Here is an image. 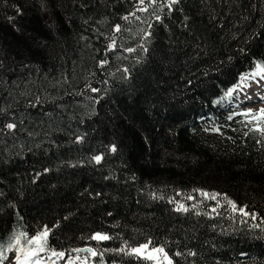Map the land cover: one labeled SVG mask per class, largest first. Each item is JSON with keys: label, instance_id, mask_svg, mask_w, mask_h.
<instances>
[{"label": "trees", "instance_id": "trees-1", "mask_svg": "<svg viewBox=\"0 0 264 264\" xmlns=\"http://www.w3.org/2000/svg\"><path fill=\"white\" fill-rule=\"evenodd\" d=\"M257 65L264 0H0V261L264 264Z\"/></svg>", "mask_w": 264, "mask_h": 264}, {"label": "rangeland", "instance_id": "rangeland-1", "mask_svg": "<svg viewBox=\"0 0 264 264\" xmlns=\"http://www.w3.org/2000/svg\"><path fill=\"white\" fill-rule=\"evenodd\" d=\"M257 71H254V73ZM253 73H245L242 77H249V79L245 82L248 87L239 88L237 87L238 82L235 86L231 87V89H236L232 92L231 97L233 96L232 103L237 109H239L243 114L246 113L252 117L257 116L259 114V110L264 108V74L261 73L260 76H252ZM241 77V79H242ZM230 89V90H231ZM264 122V119H260ZM264 124V123H263ZM32 250V249H31ZM30 250H14L10 257L4 261H0V264H36V261L43 258L42 255L38 252L36 257H32L30 259H25V255ZM48 252V251H45ZM50 253V258L47 264H90L88 262V257L86 255H72L62 257L59 255H53ZM61 253V252H60ZM59 254V253H57ZM143 256L152 255L156 257L154 262L160 263L162 260L161 257L157 256L153 251L145 250L141 254ZM17 257H19V262L17 261ZM164 261V259H163Z\"/></svg>", "mask_w": 264, "mask_h": 264}, {"label": "snow or ice", "instance_id": "snow-or-ice-1", "mask_svg": "<svg viewBox=\"0 0 264 264\" xmlns=\"http://www.w3.org/2000/svg\"><path fill=\"white\" fill-rule=\"evenodd\" d=\"M173 3H176L178 2V0H172ZM141 3H143V0H141ZM117 30H119V28H117ZM261 73H264V67H261L260 65H257V72L253 73L252 76H260ZM249 79V77L245 76V77H242L241 79V82L240 84L237 86L239 88H243V87H248L249 85H247L245 82ZM236 89H231L229 90L226 95L227 96H231L232 95V92L235 91ZM254 119H264V108L260 109L259 110V114L257 116H254L253 117ZM7 127L9 129H12L15 127L14 124H8ZM262 134H264V128H259L258 129ZM113 151H115V148L112 149ZM94 159L99 162L101 157L100 156H96L94 157ZM47 237H48V230L45 229L43 232L37 234L36 236L34 237H31L28 239V243L30 245L34 244L36 245V248L30 250L26 255H25V259H30L32 257H36L38 255V252H43V251H46V245H47ZM94 239L96 240H107L109 239V237L107 236H104V235H100V234H97L95 237H93ZM16 243L18 244L19 243V239H17ZM148 246L147 245H144L142 248H137V249H132V252L133 253H136V254H142L144 249H146ZM153 252H157V253H163V248H157V249H153L152 250ZM53 255H59V256H63L64 254L63 253H55L53 251L52 253ZM93 255H95V253H93ZM6 258V257H4ZM147 259H155L156 257L152 256V255H148L146 257ZM165 259H168L167 258V255L165 254ZM17 261L19 262V257H17ZM36 264H40V261L37 260L36 261ZM168 264H172L171 260H168Z\"/></svg>", "mask_w": 264, "mask_h": 264}, {"label": "bare ground", "instance_id": "bare-ground-1", "mask_svg": "<svg viewBox=\"0 0 264 264\" xmlns=\"http://www.w3.org/2000/svg\"><path fill=\"white\" fill-rule=\"evenodd\" d=\"M240 84V83H239ZM238 84V85H239ZM40 253V255H42L43 256V258L41 259V261H40V264H47L48 263V261H49V258H50V253H48V252H45V251H43V252H39Z\"/></svg>", "mask_w": 264, "mask_h": 264}, {"label": "water", "instance_id": "water-1", "mask_svg": "<svg viewBox=\"0 0 264 264\" xmlns=\"http://www.w3.org/2000/svg\"><path fill=\"white\" fill-rule=\"evenodd\" d=\"M79 252H87V253H89L91 255H93V253H95L94 250L91 247H89V246H84L82 248H79Z\"/></svg>", "mask_w": 264, "mask_h": 264}]
</instances>
